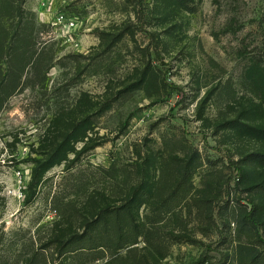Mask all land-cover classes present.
Returning a JSON list of instances; mask_svg holds the SVG:
<instances>
[{"label": "trees", "instance_id": "trees-1", "mask_svg": "<svg viewBox=\"0 0 264 264\" xmlns=\"http://www.w3.org/2000/svg\"><path fill=\"white\" fill-rule=\"evenodd\" d=\"M126 1L134 7L135 21L116 33H100L99 47L81 72L101 69L138 31L175 23L179 13L195 11V0ZM40 26L27 0H0V115L31 80L48 73L51 60L40 50ZM176 28L177 23L167 33ZM154 38L158 46L159 34ZM132 74L125 94L161 91L151 63ZM244 78L252 98L223 128L261 149L239 159L241 195L229 189L220 213L230 232L224 243L230 237L234 245V264H264V54L252 61ZM124 98L107 90L96 101L82 92L72 106L57 108L39 145L43 158L33 168L26 197L32 204L39 189L50 184L47 203L54 218L29 229L0 228V264H165L173 246H203V239L220 230L215 201L222 172L203 170L199 150L184 139L164 138L158 149L145 139L134 145L132 162L121 167L78 166L81 155L99 146L92 136L96 121ZM58 166L64 169L55 186L48 173ZM198 173L201 188L196 189Z\"/></svg>", "mask_w": 264, "mask_h": 264}, {"label": "rangeland", "instance_id": "rangeland-1", "mask_svg": "<svg viewBox=\"0 0 264 264\" xmlns=\"http://www.w3.org/2000/svg\"><path fill=\"white\" fill-rule=\"evenodd\" d=\"M193 5L195 11L179 13L175 23L138 31L101 69L83 73L99 47L100 33H116L133 23L134 7L126 0H27L41 25L40 50L51 63L48 73L31 80L0 115V228L29 229L54 218L47 203L50 184L26 204L33 168L43 158L38 150L43 134L57 108L72 106L82 92L102 101L108 90L125 98L96 121L92 136L99 146L81 155L78 166L121 167L132 162L134 145L145 139L156 149L164 138L186 140L202 155L203 170L222 172L215 201L220 230L203 239V246H173L165 264H234V245L230 237L224 243L230 232L220 211L229 189L241 195L239 159L261 146L223 124L236 119L240 104L252 98L244 76L264 54V0H195ZM144 49H149L145 56ZM148 63L159 76L161 91L125 94L132 70ZM63 169L48 173L55 186ZM201 174L193 179L196 189Z\"/></svg>", "mask_w": 264, "mask_h": 264}]
</instances>
